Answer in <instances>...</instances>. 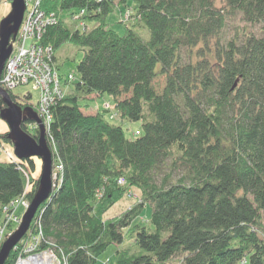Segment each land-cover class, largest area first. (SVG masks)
I'll return each mask as SVG.
<instances>
[{
    "label": "trees",
    "instance_id": "obj_1",
    "mask_svg": "<svg viewBox=\"0 0 264 264\" xmlns=\"http://www.w3.org/2000/svg\"><path fill=\"white\" fill-rule=\"evenodd\" d=\"M115 6L131 15L122 34L107 23ZM42 7L56 17L40 39L55 67L67 61L57 53L66 43L82 55L76 79L61 83L73 87L51 108L48 146L61 181L23 238L36 219L40 248L51 246L67 264H100L126 236L140 251L116 249L114 264L174 257L178 264H264V0H43ZM138 27L148 30L146 40ZM105 94L118 119L140 122L139 134L126 137L105 118L109 109L81 110L79 99ZM9 95L32 106L29 94L23 103ZM21 128L37 138L36 128ZM1 138L12 144L7 131ZM34 170L32 157L0 159V217L27 181L31 200ZM130 188L138 202L105 219ZM145 206L147 225L138 220Z\"/></svg>",
    "mask_w": 264,
    "mask_h": 264
},
{
    "label": "built area",
    "instance_id": "obj_2",
    "mask_svg": "<svg viewBox=\"0 0 264 264\" xmlns=\"http://www.w3.org/2000/svg\"><path fill=\"white\" fill-rule=\"evenodd\" d=\"M37 2L38 0H24L25 11L23 19L16 38L11 43L12 52L6 60L0 76V87L8 93H11L12 89L22 85H29L31 89L38 91V99L32 107L44 127L45 139L48 144V141L52 140L48 132L52 121L51 108L58 100H60V98L63 97L64 92L61 88V80L58 72L53 67L52 48L51 46L40 43L45 27L55 22L56 18L53 12H46L42 10L41 7L37 6ZM82 13L83 11L81 10L79 14ZM75 79L76 77L72 73L69 72L67 74V81ZM24 100L19 102L23 103ZM112 107L109 103H106L104 108L112 109ZM112 117L118 118V115L113 113ZM30 126L31 128L37 129V124L34 122ZM133 134H139L138 130H135ZM7 161H13V159H7ZM61 170V164L53 165L51 173L52 189L58 186L61 181ZM24 174L27 177L25 172ZM118 182L121 183L122 180H119ZM29 187L30 185L27 181L24 192L19 197L11 200L8 204L2 207V218L0 220V245L15 228H7L6 225L11 224L12 222L18 226L21 221V218L15 213L16 208L21 207L23 211H25L29 205L30 201L26 198V193L29 190ZM34 229H37L38 233L31 236L33 240L31 245L32 248H34L33 250L36 249L40 251V254H34L33 256L37 255L38 257H41L42 260L47 258V264H67L65 256H58L52 251L53 248L51 246L48 245L43 249L40 248V244L44 240L37 220L34 221ZM18 263L21 262H15V264Z\"/></svg>",
    "mask_w": 264,
    "mask_h": 264
},
{
    "label": "rangeland",
    "instance_id": "obj_3",
    "mask_svg": "<svg viewBox=\"0 0 264 264\" xmlns=\"http://www.w3.org/2000/svg\"><path fill=\"white\" fill-rule=\"evenodd\" d=\"M131 4V3H130ZM126 8L123 6H115L113 11L108 15L107 17V23L110 28L114 29L117 33L122 34L125 30L126 25H131V15L129 16L126 12ZM10 11V0H0V20L5 17ZM75 22H77L76 26L80 28H84L85 23L78 18V15L76 14L72 18ZM125 23V24H124ZM236 24L239 26H242L244 23L239 21ZM235 24V25H236ZM257 27H251L254 31H257ZM135 31L142 37V39L146 40L148 38V30L145 27H138L134 28ZM233 33V30L230 29L226 33L227 36L231 35ZM58 57L60 60L65 61L59 69L55 67V64L53 65L54 69L58 72V75H60L61 83L66 79L67 74L70 72L75 77H77L76 72V64L77 61L80 59L82 52L77 51L71 43L64 44L59 50H58ZM73 59V60H71ZM163 82V76H158L154 79L153 84L157 88V90H160ZM73 86H62L61 88L63 92H68L69 89H71ZM6 91V90H5ZM11 94L16 98V100L22 101L27 94L30 95V98L28 100V103L31 105H35L37 99H38V91L31 89L29 85H22L18 86L11 90ZM109 103L110 106H113V99L108 95H103L99 98H81L78 100V104L80 105V108L83 112H95L97 109L101 110L105 107V104ZM2 108V107H1ZM0 108V109H1ZM110 112H105V118L108 119L110 122L120 125L123 129V132L126 137L133 138L135 135H133V132L136 129H140V122L139 121H127V120H120L118 118H113L112 114L116 113L113 109H109ZM117 114V113H116ZM32 125V124H31ZM31 128V126H29ZM5 131H8L6 123L0 118V133H3ZM33 162L35 165V170L32 172V176H38L40 172V166L41 161L37 157H32ZM0 159L1 160H7V159H13V161H18L19 159L15 157L13 153V147L12 144L5 143L1 138V145H0ZM53 168V166H52ZM139 200L137 191L134 188L128 189V191L124 194L123 197H121L104 215L105 219H114L119 217L123 212L131 208L134 204H136ZM150 208L149 206H145L143 210V216L138 218L140 223H143L144 225H147V218L149 215ZM23 209L21 207H17L15 210V213L18 217H22ZM17 225L14 224V230L17 228ZM13 230V231H14ZM12 231V232H13ZM9 232V231H7ZM10 232L9 234H11ZM8 234V235H9ZM32 237L30 236L26 240H24V245H22L20 248H18V254L15 257L12 264H15V262H23L25 260H28V258L31 255L34 254H40V251L33 250L32 248ZM128 250L130 252H136L140 251V248L134 243L132 238H129V236H126V238L120 243V244H111L109 245L105 251L100 255L99 262L100 264H114L115 259V250ZM31 250V251H30ZM30 251V252H29ZM179 257H174L170 259L168 262L163 264H178L179 263ZM159 264V263H154ZM235 264H246L244 260L238 261Z\"/></svg>",
    "mask_w": 264,
    "mask_h": 264
},
{
    "label": "water",
    "instance_id": "obj_4",
    "mask_svg": "<svg viewBox=\"0 0 264 264\" xmlns=\"http://www.w3.org/2000/svg\"><path fill=\"white\" fill-rule=\"evenodd\" d=\"M25 11L24 0H10L9 13L0 20V76L9 57L13 41L21 25ZM0 99L4 107L0 109V118L6 123L7 136L12 142L13 153L18 159L37 157L41 161L38 174V187L29 205L21 217L17 228L0 245V264H4L10 251L28 231L34 215L52 190V153L45 139L44 127L30 105L21 106L11 100L9 93L0 87ZM25 121L37 124V138L25 132L21 125Z\"/></svg>",
    "mask_w": 264,
    "mask_h": 264
},
{
    "label": "bare ground",
    "instance_id": "obj_5",
    "mask_svg": "<svg viewBox=\"0 0 264 264\" xmlns=\"http://www.w3.org/2000/svg\"><path fill=\"white\" fill-rule=\"evenodd\" d=\"M42 3H43V0H38V2L36 3V5L37 6H39V7H41V9L42 10H44L45 11V9L42 7ZM56 18V17H55ZM21 26V25H20ZM20 28V27H19ZM16 38V37H15ZM15 40V39H14ZM13 40V41H14ZM13 41H10V43H12ZM11 46H12V44H11ZM49 46V45H48ZM11 52H12V50H11ZM11 54V53H10ZM10 56V55H9ZM48 58V57H47ZM47 58H45V59H47ZM45 59H44V61H45ZM52 63H53V65H54V62H53V57H52ZM10 96V95H9ZM11 98V97H10ZM12 100V99H11ZM13 101V100H12ZM14 102V101H13ZM16 103V102H15ZM2 107H4V104L2 103ZM23 123H25L26 125H27V127H29L31 124H33V122L32 121H25V122H23ZM98 196H100V193L98 194ZM1 218H2V214H1V217H0V220H1ZM36 220V219H35ZM34 220V221H35ZM6 227L7 228H13L14 227V224L11 222V224H7L6 225ZM34 229V228H33ZM38 233V230L37 229H34L33 231H31L29 234H28V236L26 237V238H21L20 239V241L15 245V247L18 245L19 247L18 248H20L22 245H24V240H26L27 238H29L30 236H32L33 234L35 235V234H37ZM26 234V233H25ZM24 234V235H25ZM14 247V248H15ZM52 251L55 253V250L54 249H52ZM18 264H47V258H44L43 260H42V258L41 257H38L37 255L36 256H33V255H31L29 258H28V260H26L25 262H21V263H18Z\"/></svg>",
    "mask_w": 264,
    "mask_h": 264
}]
</instances>
